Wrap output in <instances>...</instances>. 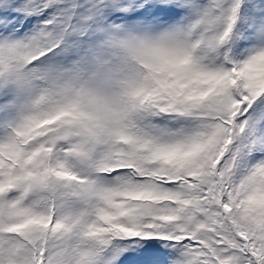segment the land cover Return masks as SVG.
Listing matches in <instances>:
<instances>
[{"label": "snow or ice", "instance_id": "obj_1", "mask_svg": "<svg viewBox=\"0 0 264 264\" xmlns=\"http://www.w3.org/2000/svg\"><path fill=\"white\" fill-rule=\"evenodd\" d=\"M0 264H264V0H0Z\"/></svg>", "mask_w": 264, "mask_h": 264}]
</instances>
